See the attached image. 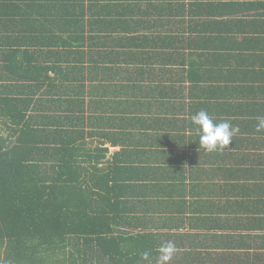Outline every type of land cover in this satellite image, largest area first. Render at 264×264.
<instances>
[{"label":"trees","instance_id":"16d2710c","mask_svg":"<svg viewBox=\"0 0 264 264\" xmlns=\"http://www.w3.org/2000/svg\"><path fill=\"white\" fill-rule=\"evenodd\" d=\"M215 1L0 0V264H264V20Z\"/></svg>","mask_w":264,"mask_h":264},{"label":"clouds","instance_id":"9594fccd","mask_svg":"<svg viewBox=\"0 0 264 264\" xmlns=\"http://www.w3.org/2000/svg\"><path fill=\"white\" fill-rule=\"evenodd\" d=\"M193 131L198 137L199 147L208 152L224 150L233 142V136L239 131L228 121L216 123L205 110L196 112L191 117ZM257 132H264V118L260 119L256 125ZM175 246L167 243L160 248L161 259L168 261L171 259ZM149 254L143 253V258L148 259Z\"/></svg>","mask_w":264,"mask_h":264},{"label":"crops","instance_id":"0c3cea01","mask_svg":"<svg viewBox=\"0 0 264 264\" xmlns=\"http://www.w3.org/2000/svg\"><path fill=\"white\" fill-rule=\"evenodd\" d=\"M215 2L218 3L217 5H224V11L227 12L226 15L229 17L226 27H223L224 29L230 30V32L226 33L227 35L232 31L236 32L240 28L241 31L248 30L253 26L252 23L261 24L262 20H264V0H217ZM234 7H236L235 11L233 10ZM253 16H257V19L249 22ZM256 29L259 28L257 27ZM216 35L222 36L223 33H213V36ZM115 149L117 150L118 148Z\"/></svg>","mask_w":264,"mask_h":264},{"label":"rangeland","instance_id":"374dc122","mask_svg":"<svg viewBox=\"0 0 264 264\" xmlns=\"http://www.w3.org/2000/svg\"><path fill=\"white\" fill-rule=\"evenodd\" d=\"M97 143L95 142L93 146H95ZM116 149L111 148L110 152H114Z\"/></svg>","mask_w":264,"mask_h":264}]
</instances>
